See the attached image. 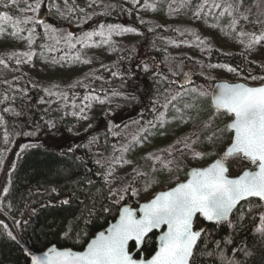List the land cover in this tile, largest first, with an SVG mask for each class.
Listing matches in <instances>:
<instances>
[{
	"label": "rangeland",
	"instance_id": "374dc122",
	"mask_svg": "<svg viewBox=\"0 0 264 264\" xmlns=\"http://www.w3.org/2000/svg\"><path fill=\"white\" fill-rule=\"evenodd\" d=\"M8 1L28 15L22 19H7L8 16L0 14V17H7L0 19L3 28L0 60L4 61L0 64V101L33 89L40 94L41 108L48 112L49 123L68 117L72 120L69 126L72 132L81 131L100 113L112 112L132 102L133 98L117 87L104 88L92 78L97 68L112 63L128 49L126 47L142 44L143 40L142 33L127 24L113 25L135 31L117 29L108 42L99 35L86 38L87 33L99 32L100 26L84 32L75 27L84 25L88 15L103 13L120 3L127 11H133L146 29L157 26L166 32L164 36L153 37V44L162 50L164 59L152 68L158 82H165V86L154 100L158 106L154 105L151 110L155 111L147 114L148 121L141 123L136 119L118 126L117 121L109 118V134L117 137L116 145L107 150L98 137L87 143L96 159L106 163L104 183L117 204L128 194L135 202L145 201L165 185L171 187L183 180L191 166H203L221 157L230 140V132L226 129V136L223 129L229 117L225 119L224 114L214 110L207 115L202 110L203 100L210 106L206 87L209 82L243 81L256 85L264 81V73L242 75L237 70L229 71V66L209 60V51L217 49L241 53L248 60L264 65V41L248 47L251 34L264 32L261 26L264 24V0H39L38 10H29V6L35 9L36 0ZM70 1L81 14L71 15L64 27L50 24L47 18L51 12L56 11L59 16L69 13ZM146 5H154V8ZM229 5L232 15L224 11ZM198 11L199 16L196 15ZM29 17L32 20L22 23ZM234 18L237 23L232 27ZM14 22H20L18 27L23 29L17 35L12 34L17 32ZM35 24L43 28L42 40L36 46L33 45ZM108 26H104L105 33ZM242 32L245 35H240ZM22 52L32 53L31 59L13 55ZM148 68L143 63V69ZM84 88H88L87 91ZM111 106L116 107L111 109ZM17 110L14 105L6 107L8 112ZM6 139L0 128V153ZM194 152L201 155H194ZM226 163L230 175L251 166L240 155L230 157ZM5 166L2 165L0 180Z\"/></svg>",
	"mask_w": 264,
	"mask_h": 264
},
{
	"label": "trees",
	"instance_id": "16d2710c",
	"mask_svg": "<svg viewBox=\"0 0 264 264\" xmlns=\"http://www.w3.org/2000/svg\"><path fill=\"white\" fill-rule=\"evenodd\" d=\"M7 1L0 0L1 15L14 19L28 15ZM68 3L69 13L59 16L52 11L47 18L50 24L64 27L71 15L81 14L74 2ZM86 20L75 30L84 32L101 25L127 24L142 33V44L126 47L128 49L116 57L113 65L97 68L92 78L104 88L117 87L132 97V102L119 108L111 106L112 112L100 113L81 131L72 132L69 129L72 120L68 117L49 123L48 112L41 108L40 94L33 89L0 101V128L7 138L0 153V177L2 165L7 164L11 159L9 154L15 150L0 193V264H28L22 244L35 251L50 245L80 250L116 217L120 204H137L130 194L119 204L111 199L104 183L106 163L96 159L87 143L98 137L107 150L116 145L117 137L109 134V118L117 121L118 126L130 120L148 121L147 114L154 105L158 106L154 100L165 86V82H158L152 68L164 59L162 50L153 44V37L164 36L166 32L157 26L146 29L139 17L120 3L103 13H92ZM33 31L36 46L42 40L43 28L35 24ZM209 60L229 66L242 75L264 73V65L235 51L211 49ZM143 63L149 66L148 70L143 69ZM9 105L18 110L6 111ZM200 106L207 115L213 111L204 100ZM223 129L227 136L226 127ZM262 216L264 203L250 199L237 207L229 220L205 223L197 217L195 226L202 227L204 232L190 264H264V233L257 231ZM133 247L131 245V249ZM154 250L155 233H152L137 255L143 253L148 257Z\"/></svg>",
	"mask_w": 264,
	"mask_h": 264
},
{
	"label": "snow or ice",
	"instance_id": "6c2138e0",
	"mask_svg": "<svg viewBox=\"0 0 264 264\" xmlns=\"http://www.w3.org/2000/svg\"><path fill=\"white\" fill-rule=\"evenodd\" d=\"M146 6L154 8V5ZM39 7L40 2L36 0L35 9L29 6V10H38ZM224 11L232 15L231 5ZM223 14L222 12L221 15ZM196 15L199 16V11ZM5 18L7 17H0ZM30 20L32 18H25L22 23H28ZM19 23L14 22L13 26L17 28V32H13V35L23 31L18 27ZM236 23L234 18L231 26L235 27ZM100 27L99 32L87 33L86 38L91 39L93 35H99L105 37V42H108L117 29L122 32L135 31L132 28L109 25L105 33L104 26ZM2 32L3 28L0 26V33ZM240 35L245 33L242 32ZM30 36L31 30L29 44L32 42ZM262 41L264 32L260 35L253 33L248 47ZM13 55L31 59L32 53L22 52ZM17 62L19 63V60ZM2 63L4 61L0 60V64ZM233 70L229 68V71ZM213 104L217 111L224 110L233 117L227 129L234 135L223 158L215 160L206 168L193 169L187 182L179 183L171 190L157 194L142 206L143 215L139 219L132 210L125 207L119 221L105 231L99 232L83 251L58 250L53 246L41 256L33 255L32 264H189L193 249L203 231L193 230V217L197 213L208 221L220 222L227 220L229 213L241 200L248 197L264 200V86L249 87L245 84L223 83L219 85L218 93L213 96ZM186 147L191 145L186 144ZM194 155L200 156L201 153L194 152ZM237 155L249 160L256 166V170H245L238 177L230 178L226 160ZM63 203L66 204L68 201ZM161 225H166L167 230L159 235L155 253L149 258L141 255L139 259H135L129 252L128 242L135 239L139 247L146 234L160 228ZM257 231L264 233V216L261 217ZM8 235L15 239L11 232Z\"/></svg>",
	"mask_w": 264,
	"mask_h": 264
},
{
	"label": "water",
	"instance_id": "95a60500",
	"mask_svg": "<svg viewBox=\"0 0 264 264\" xmlns=\"http://www.w3.org/2000/svg\"><path fill=\"white\" fill-rule=\"evenodd\" d=\"M223 83H229V84H245V85H247V86H249V87H260V86H264V82L261 83V84H259V85L250 86V85H248V84H246V83H244V82H228V81H224V80L214 81V82L211 84V86H210L208 92H209V102H210V105H211L215 110H217V109L214 107V104H213V96H214L216 93H218V91H219V85H221V84H223ZM219 111H224V110H219ZM225 112H226V111H225ZM226 113H227V112H226ZM227 114H228V113H227ZM229 115H230V114H229ZM232 119H233V117L231 116V118H230V119L228 120V122H227V125L231 122ZM230 132H231V131H230ZM233 135H234V133L231 132L230 142L227 144V146H226V147L224 148V150H223V157H224V153H225L226 149L230 146V144H231V142H232V137H233ZM14 152H15V150L11 153V159L7 162V164H6V166H5V169H4V172H3V173H4L3 178L0 180V189H1V187H2V183H3V181H4V178H5L6 174H7V171H8V169H9L10 165H11L12 159H13V157H14ZM218 159H221V158H215V159L211 160L210 162H208V163H207L206 165H204V166H192V167H190V168L187 170V172H186V178H185L183 181H180V182L176 183L175 185H173L172 187H170V188L167 189V190H161V191L156 192V193H155V194H154L149 200H147V201H143V202L139 203V204L136 205V206H132L131 204H127V203L122 204V205L119 207V209H118V213H117L115 219L112 220V221H109L108 224H107L103 229L98 230V231H97V232H96V233H95V234H94V235L88 240V242L85 244V246H84L82 249H80V250H74V249L69 248V247H62V248H59V247H57L56 245H50V246H47L46 248H44V249H42V250L35 251V250L30 249L26 244H22V248H23V250H24V253H25L26 257L28 258V264H32V256H33V255L41 256V255H43V253H45L49 248H52L53 246L56 247L58 250L72 249L73 251H83V250L87 247V244L90 243L91 240L94 239L95 236H96L99 232L105 231V230L108 229L111 225H113V224H115V223H117V222L119 221V218H120V216H121V214H122V210H123L125 207L129 208L130 210H132L133 213L135 214L136 218L139 219L140 216L143 215V213H142V211H141L142 206H143L144 204L150 202V201H151V200H152L157 194H159V193H161V192H167V191L171 190L172 188L176 187L179 183H185V182H187V180L191 178V177H190V173H191V171H192L193 169L206 168V167H208L210 164H212L215 160H218ZM250 163H251V162H250ZM245 170H252V171H255V170H256V166L254 165V167H253L252 169H250V168H245V169H243L239 174H237L236 176H230L229 174H228V175H229L230 178H235V177H238L239 175H241V174L243 173V171H245ZM228 173H229V171H228ZM248 199H256V200H259V201H261V202H264V200H261V199L258 198V197H248V198H246V199H244V200H241L240 202H238V204L236 205V207H234V208L232 209V211L229 213L227 219H229V218L232 216V213L234 212V210H235V209H236V208H237L242 202H244V201H246V200H248ZM197 216L200 217L201 219H203L204 222H206V223H217L216 221H208V220L205 219L200 213H197V214L193 217V230H194V231H200L201 229H203V228H195V227H194V221H195V219H196ZM166 230H167V226H166V225H161L160 228H158V229H153L151 232H149L148 234H146V236L144 237L143 241L140 243L139 247H137V242L135 241V239L130 240V241L128 242V249H129V252L133 255V257H134L135 259H139V258L141 257V255H143V254H141L139 257L136 256V254L142 249L143 244H144L145 240L147 239V237H148L150 234H152V233L155 232V250H154L153 253L151 254V255H153V254L155 253V251L157 250V248H158V237H159V235L161 234L162 231H166ZM203 232H204V229H203V231L201 232V236H202ZM201 236H200V237H201ZM200 237L198 238L197 243H196V245H195V247H194V249H193V253H194V250H195V248H196V246H197V244H198V241H199ZM131 244L134 245V249H133L132 251L130 250V245H131ZM151 255H150V256H151ZM143 256H144V255H143ZM150 256H148L147 258H149ZM192 256H193V255H192ZM191 258H192V257H191ZM191 258H190V261H191ZM189 264H190V262H189Z\"/></svg>",
	"mask_w": 264,
	"mask_h": 264
}]
</instances>
